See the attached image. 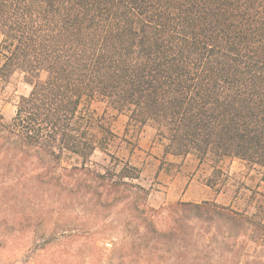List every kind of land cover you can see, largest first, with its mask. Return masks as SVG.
I'll use <instances>...</instances> for the list:
<instances>
[{"label":"trees","instance_id":"obj_1","mask_svg":"<svg viewBox=\"0 0 264 264\" xmlns=\"http://www.w3.org/2000/svg\"><path fill=\"white\" fill-rule=\"evenodd\" d=\"M17 72L31 92L0 133L43 175L104 181L89 163L118 136L91 110L100 101L127 126L153 127L165 153H193L222 175L221 162L239 159L264 183V0H0V82ZM120 177L140 172L126 164ZM167 209L264 247L254 216L210 201Z\"/></svg>","mask_w":264,"mask_h":264},{"label":"rangeland","instance_id":"obj_2","mask_svg":"<svg viewBox=\"0 0 264 264\" xmlns=\"http://www.w3.org/2000/svg\"><path fill=\"white\" fill-rule=\"evenodd\" d=\"M30 92L20 72L0 82V122L10 123L18 102ZM91 110L104 115L118 136L89 163L105 177L101 183L59 170L43 175L34 157L14 152L0 133V264H264V247L244 230L219 220H181L167 209L179 202L210 201L264 223L259 167L225 159L217 166L223 175L213 174L209 160L200 163L191 153L183 157L185 183L169 193L163 178L154 172L141 177L136 166L143 156L139 142L156 130L127 126L126 115L100 101ZM150 141L154 157L165 152L166 142L157 133ZM126 164L139 170V180H122ZM161 168L170 170L165 162ZM210 177L214 188L207 185ZM122 182L140 185L148 195L135 194Z\"/></svg>","mask_w":264,"mask_h":264},{"label":"crops","instance_id":"obj_3","mask_svg":"<svg viewBox=\"0 0 264 264\" xmlns=\"http://www.w3.org/2000/svg\"><path fill=\"white\" fill-rule=\"evenodd\" d=\"M151 134L155 136L156 133L153 132ZM151 136L145 135L143 140L139 142L140 147L143 149V156L141 158V163L136 164V166L141 171V177L150 172H154V175L157 176L158 179H164L165 184L168 186L169 193H177L185 183V169L184 166L182 167V164H185L186 161L183 160V157L166 154L164 149H162L161 154L157 153V155H155L157 158L154 157L155 148H152L151 152L149 151L150 148L155 145V143L150 141ZM145 150L146 152H144ZM162 162L169 164L170 170L168 172L161 168Z\"/></svg>","mask_w":264,"mask_h":264}]
</instances>
